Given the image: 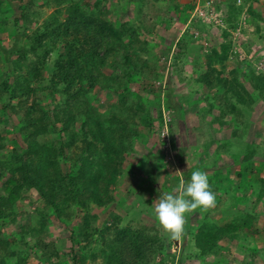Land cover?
I'll return each instance as SVG.
<instances>
[{
	"label": "trees",
	"instance_id": "trees-1",
	"mask_svg": "<svg viewBox=\"0 0 264 264\" xmlns=\"http://www.w3.org/2000/svg\"><path fill=\"white\" fill-rule=\"evenodd\" d=\"M14 1L15 15L4 23L9 21L24 43L10 49L13 57L0 83V264H29L33 260L39 264H167L169 258L173 263L175 256L167 252L168 247L158 234L159 224L148 210H141L135 227L123 224L122 218L113 213L98 226L99 218L92 213V206L106 208L115 201V187L135 143L147 140L155 130L154 123H164L162 105L169 97L160 90L153 95L157 115L152 117L144 94L131 87L140 85L147 93H155L152 83L159 76V58L151 55L150 41L145 38L156 28L155 24H144L142 9L146 1L133 0L140 6L139 20L134 24L112 22L110 12L102 7L103 0L92 4L45 0L42 7L53 11L42 27L30 34L31 3ZM151 5L153 9L159 6ZM2 6L0 0V9ZM171 7L179 14L181 9L191 11L193 4H166V11ZM238 11L232 6L223 17L226 29L217 45L209 43L207 52L195 45L193 34L186 31L175 44L169 66L179 84L190 80L199 85V98L204 101L198 110L200 121L206 127L218 125L220 130H229L234 138L242 137L249 126L244 120L246 112L257 101L264 103V74H256L248 61H240L239 55L232 53L231 30L240 26ZM248 24L259 31L256 22ZM190 26L201 32L206 30L200 22ZM54 52L56 58L47 67ZM194 55L203 56L201 65L189 64L187 59ZM232 55L235 66H227ZM187 68L195 71L194 78L183 77ZM47 69L48 78L44 75ZM100 93L107 96V107L102 110L95 104ZM13 117L17 118L16 123ZM237 127L242 129L239 136ZM4 133L13 138L8 139ZM48 136L53 137L47 139ZM9 141L12 146L8 149ZM215 145L214 149L205 147L206 159L198 168L206 173L216 194L220 183L231 185L234 178L223 176L224 171L219 168L218 159L230 147L226 149L223 141ZM253 154L245 151L237 159L231 154L232 159L226 164H247L244 171L254 174ZM157 165L164 166L161 161ZM136 167L142 170L144 166ZM239 168L233 170L235 177L243 176ZM167 175L164 183L169 185L166 191L171 192L178 188L183 174L170 179ZM147 177L150 184L156 182L153 174L148 173ZM259 182L260 191L254 202L239 199L244 207L240 217L223 212L221 221L213 220L211 212L216 205L203 212L192 235L194 257L199 264H215L208 263L206 257H220L217 248L223 241L264 235V225L252 210L253 205L264 200V176ZM140 185L139 189L146 187ZM32 192L43 205L35 208V220L27 216L19 223L15 205L30 199ZM51 217L70 230L71 250L67 253L60 250L48 230ZM8 226L13 229L7 235ZM257 252L255 248L249 250L250 257H257Z\"/></svg>",
	"mask_w": 264,
	"mask_h": 264
},
{
	"label": "rangeland",
	"instance_id": "rangeland-1",
	"mask_svg": "<svg viewBox=\"0 0 264 264\" xmlns=\"http://www.w3.org/2000/svg\"><path fill=\"white\" fill-rule=\"evenodd\" d=\"M44 1L45 0L23 1L24 4L31 3L32 6L29 13L33 23L27 32L28 34L36 28H41L47 17L53 11V8L42 7ZM74 1H80L81 3L87 2L88 4L94 2V0ZM145 1L146 5L142 9V14L145 15L144 24L147 27H151L152 24L156 25L155 30L150 36H145V38H148L150 41L151 48L149 51L151 55L154 58H159V76L155 83H152V85L155 84L153 88H156L154 90L155 93H147L145 91L146 89L140 87V85H132L131 87L144 94L147 104L149 106L151 105L149 110L152 117H156L157 115V110L155 105H153V95H156L160 90L163 92V95L169 97L167 99L168 101L162 105L163 110L161 112L164 123L161 126H159L157 122L154 123L155 130L147 136V140L144 143L143 140H139L135 143L134 152L132 156L128 158L123 174L115 187V201L106 208L92 206V213L99 218L97 225L100 226L102 222L108 220L111 213L119 215L122 218L123 224L129 223L134 227L141 218V210H148L150 212L149 215L154 216L153 208L155 204L158 203V196L163 192H167L166 187L169 186L164 183V176L166 173H168L167 176H169V179L183 174L181 182L187 181V179H190L192 171L199 170V165L206 159L203 157L205 147L210 146L214 149V146H217L215 145L217 141H223L226 149L230 147L227 154H224L218 160L219 168H222L224 171L223 176H228V178L232 176L234 179L231 185L219 184V192L215 194L217 197L215 203L216 208L211 212V218L221 221L224 214L231 217H240L244 212V207L239 203V199L245 198L247 201L254 202L255 197L260 191L259 179L264 176V103L257 101L252 105L250 111H247L246 115H244V120L249 126L244 135H241L242 137L234 138L231 136V131L219 130L213 136V139H209L212 140L211 145H213V142L214 145L211 146L207 144V141L205 142L207 136L203 135V133L207 134V127L205 123L200 121L201 118L198 113V110L203 107L204 104V101L196 96L197 94L199 95L200 89H197V85L190 80L183 81L179 84L176 76L173 77L172 72L169 71V66L171 63V55L176 50L175 44L177 40L186 34V31L190 30L193 35L195 32H198L199 37L195 39L194 44L202 46V51L207 52L209 43L218 44L222 29L215 24H209V27L203 32L199 29H193L190 23L187 22L190 20V15L192 13L188 11L176 14L173 12L172 7V9H169V12L166 11V4H180L177 0H158L157 2L156 0ZM212 3L215 4V6L217 5L216 0H212ZM102 4V7L110 12L109 19L112 22L119 23L128 21L134 24L138 23L139 14L137 11L140 6L134 3L133 0H103ZM151 4H158L159 6L153 9ZM162 4H165V8ZM255 4H264V0L258 3L256 2ZM16 5L17 3L14 0H3V6L0 9V83L3 79V73L8 72V61L13 57V55L9 53L11 52L10 49L15 45H23L24 43L23 37L15 35L16 30L12 28L10 22L7 21V23H4L7 17H14L15 14L13 15L12 13L15 11ZM216 12H218V10ZM156 15L159 16V18L157 17L158 19L154 18ZM245 17L244 20L242 19L243 24L232 33V53L236 56L239 55L240 61H248L253 66L256 74H264V40H257L256 37L252 36V29L248 24L249 19L246 15ZM224 26L225 23H223V27ZM234 56L232 55L227 61V66H235L234 62L236 58ZM55 58L56 53L54 52L49 56L47 67H50L51 62ZM187 60L189 64L199 62L201 65L203 63V56L194 55L192 57L190 56ZM44 75L48 78L49 69L44 72ZM195 75V71L187 68L183 77L194 78ZM193 92L195 94H193ZM112 98H114V96H112ZM106 99V95L103 93L99 94L98 101L95 104L100 110L107 107ZM16 121L17 118L13 117V123H16ZM193 126H196V128L194 129ZM240 127L239 130H237L239 131L238 136L240 130H242ZM1 132H4L3 127ZM167 132L169 133V138L172 137L174 140L176 148H173L172 143L169 144ZM5 134L6 133H4V135ZM5 136L8 139L13 138L8 134ZM52 137L53 136H48L47 139H51ZM6 146L8 149L11 148L12 145L10 141L7 142ZM162 151H164L163 154H161ZM245 151L254 152L252 157L254 174H249L244 171L247 164L232 163L229 167L226 164L232 157L237 159L239 156H242ZM231 154H234V156L232 155L231 157ZM212 155L213 151L209 153L210 160ZM160 161L164 165L163 167L157 165ZM136 164L144 166L143 169L138 170ZM238 166H240L239 170H243V176L241 177H235L233 174V172H235L233 170L236 169V167L238 168ZM145 168L146 171L148 170L147 172H144ZM181 168L184 173H181ZM219 168L215 170L217 171ZM148 173L154 175V180L156 181L154 184H150L147 177ZM138 183H141V187H146L139 189ZM129 189H133L135 192L131 193ZM176 189L177 188H173L171 192H174ZM149 191L154 194L150 195L147 193ZM30 201H33L34 204H31ZM263 201H259L256 206L253 205L254 207L252 209L258 216V222L261 225H264ZM42 205L41 200L35 192L31 193L30 199L18 202L15 205V212L18 214L19 223H22L27 216L35 220L36 215L34 210L35 208L40 209ZM210 210L211 208L208 212ZM223 212L225 213L223 214ZM202 214L203 212L201 210L198 212V209L187 214L185 235L179 241L169 239L160 225L157 227L158 234L164 241V246L166 245V247H168L167 252L175 256L174 262L171 263L169 258L166 260L167 264H199L198 259L194 257L195 248L192 235L197 225L196 222L202 217ZM48 224V230L52 234L53 240L58 242L57 245L60 247V250L65 253L69 252L71 250V242L69 239L70 230L66 226L58 223L54 217L50 218ZM12 229V226H8L5 229V234L8 235V232L12 231ZM94 245L96 247L97 244ZM12 247H16V245L13 244ZM253 248L257 249L258 252L257 257L252 259L249 250ZM217 249L220 257L217 255L207 256L206 261L208 263L243 264L244 261H253V264H262L264 261V235L260 238L245 237L241 240H235V242L223 241L218 245ZM98 260L96 263H99ZM29 264L39 263L33 260L30 261Z\"/></svg>",
	"mask_w": 264,
	"mask_h": 264
},
{
	"label": "clouds",
	"instance_id": "clouds-1",
	"mask_svg": "<svg viewBox=\"0 0 264 264\" xmlns=\"http://www.w3.org/2000/svg\"><path fill=\"white\" fill-rule=\"evenodd\" d=\"M213 9L215 14L222 19L223 23H225L223 14H221L219 10L216 12L217 9L215 4H213ZM193 12L194 5L190 12L192 13L189 20L190 25L192 23L200 22L201 24L206 25V28H208L209 24L203 23L200 19L196 18ZM243 18L245 19L246 17L240 16L239 18L238 22L240 26L243 24ZM220 28L222 29L221 32L226 29V23L224 27ZM234 31L235 30H231V36ZM193 37L194 39H197V37H199V33L195 32ZM167 139L169 140L168 142L170 144L171 139L169 138L168 132ZM157 200L158 203H156L153 208L155 219L167 234L169 239L179 241L185 235L187 214L192 213L197 209L201 210L202 212L208 211L210 208L215 206L216 196L212 190L209 178L206 173L200 170H194L192 171L190 179L187 182H181L174 192H163L159 194Z\"/></svg>",
	"mask_w": 264,
	"mask_h": 264
},
{
	"label": "crops",
	"instance_id": "crops-1",
	"mask_svg": "<svg viewBox=\"0 0 264 264\" xmlns=\"http://www.w3.org/2000/svg\"><path fill=\"white\" fill-rule=\"evenodd\" d=\"M261 1L262 0H255V1L254 0H216L217 2L216 8H218L217 10H219V12H221L224 16H227L230 13L229 12L230 8L232 6L235 7L236 11L238 10L240 11L239 18L240 16L246 15L249 19V22H252V23L256 22L258 24V26L260 27L259 31L256 30L254 27L250 26L252 29V33H253L252 36L256 37L257 40H260V39L262 40V38H264L262 36L264 34V4H255L256 2L258 3ZM179 3L182 5L190 4V2H188L187 0H180ZM181 10L182 12H185L184 9H181ZM190 12L191 11H189V13ZM257 17H259V19H257ZM198 88H199V85H197V89ZM193 94L195 93L193 92ZM196 96L199 98L198 94ZM195 128L196 126H194V129ZM236 129L239 130V127H237ZM219 130H220V127L218 125H212V126L207 127V131L209 134L206 135L203 133L204 136H207L205 142L207 141V144L211 145L212 140H209V139H213L214 138L213 136Z\"/></svg>",
	"mask_w": 264,
	"mask_h": 264
},
{
	"label": "built area",
	"instance_id": "built-area-1",
	"mask_svg": "<svg viewBox=\"0 0 264 264\" xmlns=\"http://www.w3.org/2000/svg\"><path fill=\"white\" fill-rule=\"evenodd\" d=\"M194 5V16L200 19L203 23L215 24L223 27V21L219 18L213 9L212 0H187ZM244 20V18H243ZM164 137V136H163Z\"/></svg>",
	"mask_w": 264,
	"mask_h": 264
}]
</instances>
